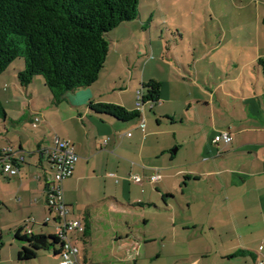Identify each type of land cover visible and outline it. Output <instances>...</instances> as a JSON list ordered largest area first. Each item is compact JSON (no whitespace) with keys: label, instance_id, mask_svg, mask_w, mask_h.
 <instances>
[{"label":"crops","instance_id":"1","mask_svg":"<svg viewBox=\"0 0 264 264\" xmlns=\"http://www.w3.org/2000/svg\"><path fill=\"white\" fill-rule=\"evenodd\" d=\"M147 20L151 25L144 22V31L148 30L145 25L160 31L152 14ZM261 32L264 25L246 29L255 45L241 42L232 32H221L217 43L203 48L188 67L168 60L171 51L161 45L155 73L148 77L142 73L139 82L124 64L125 57H130L131 38L118 33L99 79L90 87L67 93L58 104L45 83L37 85L34 79L24 90L27 102L19 99L20 107L11 112L3 107V123L10 121L20 129L16 142L0 148V215L18 214L14 236L21 227L35 236H45V227H51L55 232L50 235H57L55 225L46 223L48 217L54 219L47 206L54 176L47 151L59 139L72 145L78 156L63 190L70 218L80 219L86 228L83 235H72L80 248L79 264H145L162 260L164 251L169 253L167 264L263 261L264 79L258 63L264 60V48L257 36ZM136 33L133 29L130 36ZM229 33L233 35L230 42L226 41ZM141 42L143 49L146 38L142 36ZM111 53L114 60L110 61ZM215 55L238 73V80L254 68L258 82L236 88L220 83L208 87L211 75L201 65L218 66L220 75L211 71L224 78ZM14 72L10 74L18 90L21 85ZM8 73L0 77V89L13 86L3 79ZM150 81L161 84L157 123L160 118L169 119L181 131H172L170 136L158 128L148 131L151 120L144 116L132 125L137 120L121 122L90 109V103H96L137 110V93ZM11 95L18 99L12 91ZM3 128L6 140H13L6 124ZM130 130L135 134L130 135ZM224 132L233 136V142L215 143V137ZM4 151L19 161L15 176L2 171ZM153 177L158 180L152 181ZM148 210L154 214L147 216ZM15 240L19 245L14 246L10 263L41 257V251L31 253L28 245ZM153 245L161 249L154 250ZM46 258L60 262L54 251Z\"/></svg>","mask_w":264,"mask_h":264},{"label":"trees","instance_id":"2","mask_svg":"<svg viewBox=\"0 0 264 264\" xmlns=\"http://www.w3.org/2000/svg\"><path fill=\"white\" fill-rule=\"evenodd\" d=\"M140 0H0V77L23 59L18 82L26 88L41 76L56 104L67 93L92 86L106 66L110 52L107 35L120 25L140 16ZM264 25V17L262 19ZM258 65L264 71V60ZM143 104L160 102L161 84L150 81L142 86ZM95 114L121 122L142 117L141 112L121 106L90 103ZM3 116L5 112L0 104ZM12 163L18 166L19 161ZM3 171V169H2ZM43 236L15 233L31 253L47 250L49 239L60 255L62 243L49 236L45 247L36 241Z\"/></svg>","mask_w":264,"mask_h":264},{"label":"rangeland","instance_id":"3","mask_svg":"<svg viewBox=\"0 0 264 264\" xmlns=\"http://www.w3.org/2000/svg\"><path fill=\"white\" fill-rule=\"evenodd\" d=\"M139 7L140 18L133 22L120 25L118 28L108 33L106 37L110 45L113 44V41H116L119 38L120 33L121 37L123 36L127 39L131 38L132 45L129 48L130 57H125L124 64L125 69L130 72L138 82L142 78V73H145L147 77L150 73H155V62L158 61L159 56H162L157 47H160L161 45L162 47H168L171 51V54H168V60L177 62V64L180 62L184 63L188 67V65H191L194 58L200 56L204 49L217 43V40L222 35L220 34L221 32H232L234 33V36L240 38L241 42L255 45V41L250 39L249 35L246 34V29H251L256 26L263 27L262 18L264 16V0H140ZM151 14L152 17L157 20V25L160 26L159 32H157L158 29L156 30L154 27L148 28V25L151 24H148L149 20H147V18ZM144 22L148 24L145 25V28L148 29L147 31H144L143 29ZM132 28L137 32L135 37L130 36L133 30ZM230 34L231 33L226 35V41L228 42L233 40V35ZM142 36L146 38V44L145 46L143 45L144 50L141 47ZM257 36L259 37L258 40H260L261 48L263 49L264 33L261 32ZM150 41L153 43L152 47H150ZM239 49H243V46ZM244 51L246 54L250 53V51L245 48ZM112 53L110 61L114 60V54ZM214 57V60H218L220 65L223 66L224 78L218 77L211 71V69H214L219 74L218 66L217 68H213L208 64L201 65L200 68H204L206 72L211 75V82L207 81L206 83L208 87L209 84L214 86L215 83H220L226 84V87L229 86L236 88L240 84L244 86L246 83L251 85L258 82V76L254 72V68L248 69L250 72L246 71L245 73H242L241 80H238V73L233 72V69L228 66V63H223V60L219 61L221 60V57L218 55H215ZM22 63H24L23 59L17 60L8 70L9 73L4 75L3 79H8L9 82H12L13 86L8 89L1 85L2 88L0 89V96H2V98H0V104L5 110L10 112L13 107H16V109L20 107L21 102L19 99L27 102L24 91L26 88L18 86L19 88L17 90L14 86L16 84V79L10 74L12 69H14V71H16L14 72V75L17 77V69L22 68ZM147 63H150L151 65L145 70ZM261 70V78L264 79V71L263 69ZM234 78H237V81H235ZM35 79H37V85L38 83H44V79L41 76H38ZM19 89H21V91ZM45 89L50 93L47 87ZM11 91L15 93V97L18 99H11ZM7 94L8 96H5ZM151 105L152 104L150 103L145 104L144 110L142 111V116H144L147 121L151 120L149 124L147 122L148 131L156 130L158 128V131H162L169 136L172 134V131H181L180 128L176 127L177 125H174L169 119L160 118L159 123H157V120H159L157 111L159 110L160 104H155L154 111L150 110ZM138 122L139 120L133 122L132 125ZM5 124L8 130L12 132L13 140H6L7 135L3 133V127ZM19 130L20 129L13 126L10 121H8V123H3V114L0 111V148L3 146H9V142H16L18 138H20ZM129 134H135V130H130ZM142 200L146 201L143 193ZM144 205L145 207H148V204ZM142 207L144 206L142 205ZM153 210H148L146 215L152 216L154 214ZM16 218L17 220L19 219L16 212L13 214L6 212L3 215H0V264H12L9 261L15 256L14 246L19 245L14 236ZM28 228H32L30 223L28 224ZM44 231L46 232V237L54 236L52 234L50 235V233L55 232V229L45 227ZM49 242V248L47 250H41V257L39 259L36 258L34 262L15 261V264H58L57 260L52 262V260H50L51 258H46V255H53L54 250V246L50 239ZM1 245H3L2 248ZM152 247L157 251L161 249L160 247L157 248V245H153ZM150 261L145 264H167L169 263V253L164 251L162 260Z\"/></svg>","mask_w":264,"mask_h":264},{"label":"built area","instance_id":"4","mask_svg":"<svg viewBox=\"0 0 264 264\" xmlns=\"http://www.w3.org/2000/svg\"><path fill=\"white\" fill-rule=\"evenodd\" d=\"M143 92L137 93L136 107L137 111L143 110ZM144 128V125H141ZM215 143L223 142L225 144H231L233 142V136L224 132L219 134L214 139ZM2 154V169L3 172L15 176L18 174L19 169L12 163L15 159L10 153L4 151ZM47 153L50 156L51 163L54 169V176L49 184L47 192V206L54 216L46 219L47 224L53 223L57 229V237L62 243V249L60 252L59 264H79L80 248L74 243L72 235H83L86 231L85 225L80 219L70 218V209L64 199L63 182L73 175L75 165L78 161V156L74 151L72 145L67 141L56 140L53 147H51ZM16 160V159H15ZM109 177L113 176L109 173ZM135 183H142L139 179H134ZM152 181H157V177H153ZM27 234H33L31 231L25 232ZM258 264H264V260Z\"/></svg>","mask_w":264,"mask_h":264},{"label":"water","instance_id":"5","mask_svg":"<svg viewBox=\"0 0 264 264\" xmlns=\"http://www.w3.org/2000/svg\"><path fill=\"white\" fill-rule=\"evenodd\" d=\"M48 237L46 236H43V237H40L37 241H36V244L39 245L40 247H45L48 243Z\"/></svg>","mask_w":264,"mask_h":264}]
</instances>
